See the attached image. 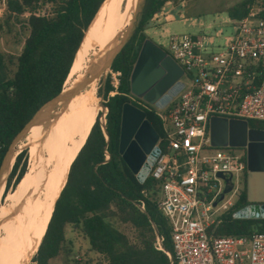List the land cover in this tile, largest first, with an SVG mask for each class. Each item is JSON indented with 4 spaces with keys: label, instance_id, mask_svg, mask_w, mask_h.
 Instances as JSON below:
<instances>
[{
    "label": "trees",
    "instance_id": "1",
    "mask_svg": "<svg viewBox=\"0 0 264 264\" xmlns=\"http://www.w3.org/2000/svg\"><path fill=\"white\" fill-rule=\"evenodd\" d=\"M104 1L0 0V32L11 34L13 21L28 32L20 54L0 52V165L17 134L44 104L60 93L85 32ZM167 2L146 1L133 38L112 64L111 70L122 73L119 94L108 98L112 87L107 78L103 87L104 107L108 110L105 127L100 124L102 114L70 167L31 264H50L59 256L68 225L81 227L91 249L103 255L108 264H169L168 255L154 246L157 232L163 238L164 250L172 254L170 229L157 205L159 183L149 178L139 184L119 154L122 108L130 102L126 96L130 94V75L146 40L142 30ZM249 3L245 0L230 11L232 17L242 18ZM45 5L51 6L50 12L40 14ZM146 118L162 137L159 119L149 112ZM26 167L24 150L16 157L6 189L13 180V187L18 185ZM244 182L237 202L220 216V236L264 233V219H232L233 211L247 204L246 175ZM142 203L144 211L139 209ZM109 218L130 224L138 232L137 243L132 244L113 228Z\"/></svg>",
    "mask_w": 264,
    "mask_h": 264
},
{
    "label": "built area",
    "instance_id": "2",
    "mask_svg": "<svg viewBox=\"0 0 264 264\" xmlns=\"http://www.w3.org/2000/svg\"><path fill=\"white\" fill-rule=\"evenodd\" d=\"M230 22L232 36L223 46L208 44L206 35L168 39L169 56L189 84L180 80L182 89L166 106L126 95L130 104L153 113L161 123L160 153L154 159L147 156L135 176L141 185L149 178L159 183L157 205L170 229L172 254L164 250L157 232L154 246L168 255L169 264H264V233L218 235L221 215L213 206L226 182H234L232 196L238 198L247 166L239 149L211 145V119L264 123V0H251L246 14ZM108 78L110 98L119 94L122 73L110 69ZM106 112L104 108L102 127ZM233 205L227 201L223 207ZM253 207L247 203L233 211L232 219H264L263 213L252 217ZM139 209L144 211L143 203Z\"/></svg>",
    "mask_w": 264,
    "mask_h": 264
},
{
    "label": "water",
    "instance_id": "3",
    "mask_svg": "<svg viewBox=\"0 0 264 264\" xmlns=\"http://www.w3.org/2000/svg\"><path fill=\"white\" fill-rule=\"evenodd\" d=\"M146 1L137 0L132 19L122 35L111 42L74 81H69V73L60 93L44 104L13 139L0 165L2 187H5L16 157L20 154H14L16 144L27 138L32 128L49 125L76 96L105 78L116 57L133 38L142 20ZM182 76L183 70L172 57L151 40L146 39L130 75V93L150 105L163 108L182 89L180 81ZM158 140L159 134L147 120L146 113L130 103L124 104L119 154L134 175L140 171L147 156L153 159L158 157L160 153V149L156 147ZM210 141L215 148L246 149V200L250 205H254L252 217L264 214V131L249 129L247 121L213 117L210 121ZM11 158H14L12 165ZM28 167L29 161L23 177ZM258 204L262 206L259 207Z\"/></svg>",
    "mask_w": 264,
    "mask_h": 264
},
{
    "label": "bare ground",
    "instance_id": "4",
    "mask_svg": "<svg viewBox=\"0 0 264 264\" xmlns=\"http://www.w3.org/2000/svg\"><path fill=\"white\" fill-rule=\"evenodd\" d=\"M104 3L85 32L69 81L81 76L111 42L122 35L132 19L137 0H105ZM109 14L111 17L106 20ZM108 28L113 32L105 38L103 35ZM95 87L92 84L49 125L32 128L28 137L16 144L15 155L28 150L29 167L12 192L7 215L0 220V264H29L37 253L69 167L95 122L98 112ZM13 162L14 158H11L10 164ZM26 236L28 244H25Z\"/></svg>",
    "mask_w": 264,
    "mask_h": 264
},
{
    "label": "rangeland",
    "instance_id": "5",
    "mask_svg": "<svg viewBox=\"0 0 264 264\" xmlns=\"http://www.w3.org/2000/svg\"><path fill=\"white\" fill-rule=\"evenodd\" d=\"M243 1L244 0H168V2L163 6L160 12L156 14V16L153 17L143 27L142 34L145 35V39L151 40L153 43H155L156 45L161 47L165 52H167L168 55H170V52L167 49L168 39L174 35H183V34L197 35L202 33L203 35L209 36L208 44L210 45L217 44L223 46L230 40L233 32V23L229 22L228 19L224 20L225 11H229V12L232 11ZM50 9H51L50 5H45L41 7L39 13L40 14L49 13ZM0 16H1V10H0ZM218 16L220 17L219 20L216 19ZM110 17L111 14L107 16L106 20L110 19ZM123 18H125V14L123 15ZM123 18L121 19V23L123 21ZM0 21L2 20L0 19ZM12 25L13 26H12L11 34H5L3 32H0V52L18 55L22 50L24 39L28 35V32L23 31L19 23L16 24L15 21L12 22ZM124 27L125 25L123 26V28ZM112 32L113 31L108 28L107 32L103 35V37L109 38L108 34ZM107 78H108V72L105 78L100 79L95 84L96 87H95L94 96L96 99V105L98 107V112L96 114L95 121L99 116H102L105 108L103 87H104V82ZM180 80L186 85L189 84L188 78L186 76L181 77ZM248 123L250 125H255V126L260 125L261 127H264V124L262 123L258 124L253 121H248ZM106 159H108V157ZM28 161H29V154L27 150V165H28ZM13 182L14 180L12 181L9 189H6L7 182L5 183V187H2L1 185V189H0V220L1 221L7 215V211L12 203V192L16 188L15 186H14L15 188L13 187ZM244 183H245L244 177H242L240 182L241 189L244 188ZM235 187L236 186L233 181L230 183L226 182V185L223 188V192L214 202L213 205L214 209L218 211L216 214L217 216L222 215L224 212L228 210L227 206L223 207L225 202L231 201L234 204L237 202V196H232ZM240 206L242 207H239V209L243 208V205ZM22 213L24 214V210L22 211ZM107 221L112 225L113 228L118 230L120 233L124 234L132 244L137 243L138 232L130 224L121 223L116 218H109ZM23 242H25V240ZM27 242H28V238L26 236L25 244H28ZM34 256L32 257V259L34 258ZM32 259L30 260L29 264H31ZM50 264H108V261L103 255L98 254L97 252L91 249L88 239L85 237L84 233L82 232L81 227L68 225L65 228V241L63 243L62 251L58 257L50 261Z\"/></svg>",
    "mask_w": 264,
    "mask_h": 264
},
{
    "label": "flooded vegetation",
    "instance_id": "6",
    "mask_svg": "<svg viewBox=\"0 0 264 264\" xmlns=\"http://www.w3.org/2000/svg\"><path fill=\"white\" fill-rule=\"evenodd\" d=\"M248 128H249V129H254V130H261V131H264V127H261V126H253V125H250L249 123H248ZM239 151H240V153H241L243 156L246 157V155H247V151H246V149L241 148V149H239Z\"/></svg>",
    "mask_w": 264,
    "mask_h": 264
},
{
    "label": "crops",
    "instance_id": "7",
    "mask_svg": "<svg viewBox=\"0 0 264 264\" xmlns=\"http://www.w3.org/2000/svg\"><path fill=\"white\" fill-rule=\"evenodd\" d=\"M248 1H251V0H248ZM216 19L219 20L220 17L218 16ZM226 19H228L229 22H230L231 20H235L236 18L232 17V15H231V13L229 11H225L224 20H226ZM192 35H195V34H192ZM197 35L199 36V35H203V34L201 33V34H197Z\"/></svg>",
    "mask_w": 264,
    "mask_h": 264
}]
</instances>
